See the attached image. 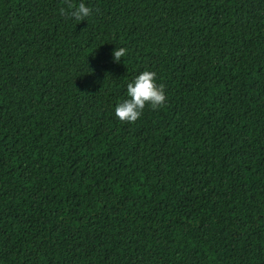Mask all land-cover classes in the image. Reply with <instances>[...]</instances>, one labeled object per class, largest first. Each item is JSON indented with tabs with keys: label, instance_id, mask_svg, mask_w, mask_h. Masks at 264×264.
I'll use <instances>...</instances> for the list:
<instances>
[{
	"label": "trees",
	"instance_id": "1",
	"mask_svg": "<svg viewBox=\"0 0 264 264\" xmlns=\"http://www.w3.org/2000/svg\"><path fill=\"white\" fill-rule=\"evenodd\" d=\"M79 2L0 0V264H264V0Z\"/></svg>",
	"mask_w": 264,
	"mask_h": 264
},
{
	"label": "clouds",
	"instance_id": "2",
	"mask_svg": "<svg viewBox=\"0 0 264 264\" xmlns=\"http://www.w3.org/2000/svg\"><path fill=\"white\" fill-rule=\"evenodd\" d=\"M92 8L83 0L77 5H70L68 15L78 21L86 20L92 14ZM65 10L60 9L64 14ZM127 54L124 47H115L111 55L114 61H119ZM157 73L152 70L139 72L127 83L126 97L114 106V114L121 121L134 122L141 115L145 105L156 108L166 101L164 86L157 82Z\"/></svg>",
	"mask_w": 264,
	"mask_h": 264
}]
</instances>
